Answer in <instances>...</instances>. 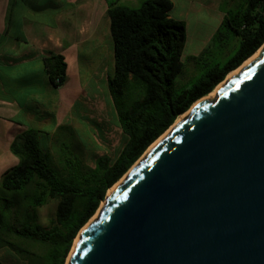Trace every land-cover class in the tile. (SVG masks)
I'll use <instances>...</instances> for the list:
<instances>
[{"label":"water","instance_id":"95a60500","mask_svg":"<svg viewBox=\"0 0 264 264\" xmlns=\"http://www.w3.org/2000/svg\"><path fill=\"white\" fill-rule=\"evenodd\" d=\"M223 82L113 185L66 264H264V48Z\"/></svg>","mask_w":264,"mask_h":264},{"label":"trees","instance_id":"16d2710c","mask_svg":"<svg viewBox=\"0 0 264 264\" xmlns=\"http://www.w3.org/2000/svg\"><path fill=\"white\" fill-rule=\"evenodd\" d=\"M172 8L170 0H144L137 7L108 3L113 70L106 85L126 142L114 158L100 157L93 168L62 148L63 166L58 170L41 146L42 131L30 128L16 135L10 151L18 164L0 182V188L13 195L0 202V249L28 257L27 249L13 241L18 239L44 248V264H65L75 238L108 190L179 116L264 44V0H242L226 13L211 40V45L223 36L226 43L235 40L229 55L207 66L189 86L178 85L185 23L170 16ZM41 61L49 83L61 87L67 79L64 57L48 53ZM51 200L56 202L54 219L42 226L34 213Z\"/></svg>","mask_w":264,"mask_h":264},{"label":"rangeland","instance_id":"374dc122","mask_svg":"<svg viewBox=\"0 0 264 264\" xmlns=\"http://www.w3.org/2000/svg\"><path fill=\"white\" fill-rule=\"evenodd\" d=\"M107 1L108 3H117V5L137 7L144 0H135L132 3L124 0ZM170 1L173 4L170 16L185 23L186 41L181 57L184 69L176 82L178 85L189 86L206 70L207 66L227 57L236 44L235 40L226 43L227 39L224 36L213 45H211V40L226 13L235 11L242 0ZM226 37L230 38L228 35ZM105 47L109 54V50H112V40L107 24L103 38L90 39L80 50L79 63L82 83H76L74 77L69 76L68 81L66 79L61 87L47 90L46 84L42 80L40 82V101L50 98L57 105L70 106L77 98L82 86L86 92V97L75 102V106L72 105L74 107L70 116H66L60 122L58 120L57 123H54L51 117V122L43 128L47 136L40 137L41 146L44 152L48 153L52 165L58 170H61L63 166L62 148H64V152H69L71 157H77L83 165L93 168L95 161L100 157L114 158L126 142V137L118 127L106 85V77L111 75L113 70V55L111 51L110 57L102 64L101 59L104 53L101 48L105 49ZM207 48L208 50L202 58L198 59L197 57ZM106 62L110 70L107 68ZM54 124H56L55 129ZM50 135L51 139H49ZM14 158L17 162L19 161L18 158ZM3 192L4 198H13L11 193ZM14 199L18 202L19 198ZM55 208L56 202L51 200L42 208L37 209L34 213L36 222L42 226H48L54 219ZM13 241L27 249L30 255L24 258L7 248H2L0 250L2 264H44L42 260L45 254L44 248L30 242H21L18 239Z\"/></svg>","mask_w":264,"mask_h":264},{"label":"crops","instance_id":"0c3cea01","mask_svg":"<svg viewBox=\"0 0 264 264\" xmlns=\"http://www.w3.org/2000/svg\"><path fill=\"white\" fill-rule=\"evenodd\" d=\"M107 9V0H0V182L18 164L10 151L16 135L30 128L42 131L40 137L46 135L43 128L51 117L60 122L71 115L75 102L86 97L82 86L70 106L50 98L40 101L41 80L47 90H55L41 58L48 53L62 55L67 81L72 76L82 83L80 50L90 39L103 38L106 24L110 26ZM106 48H101L102 64L112 51L108 54ZM3 195L0 188V202L7 199Z\"/></svg>","mask_w":264,"mask_h":264},{"label":"bare ground","instance_id":"6f19581e","mask_svg":"<svg viewBox=\"0 0 264 264\" xmlns=\"http://www.w3.org/2000/svg\"><path fill=\"white\" fill-rule=\"evenodd\" d=\"M263 48H264V44H263V46L257 51V52H255L249 59H247L245 62H243L242 64H241V66L240 67H238L236 70H234V71H232V72H230L227 76H226V78H225V80H228V79H230L232 76H234V75H236V74H238L246 65H248L251 61H253L259 54H260V52L263 50ZM224 84V82L223 83H221V84H219L218 86H216V88L213 90V92H211L206 98H214L215 96H216V91L222 86ZM186 114L187 113H185V114H183V115H181V116H179V118L178 119H176L177 121L178 120H180V119H182V118H184L185 116H186ZM168 132V131H167ZM166 132V133H167ZM165 133V134H166ZM162 137H160L158 140H160ZM157 140V141H158ZM114 186H116V185H114ZM114 186L111 188V189H109L108 190V194L113 190V188H114ZM81 232V231H80ZM76 240L74 241V244H76V242H77V238H75ZM73 244V245H74Z\"/></svg>","mask_w":264,"mask_h":264}]
</instances>
